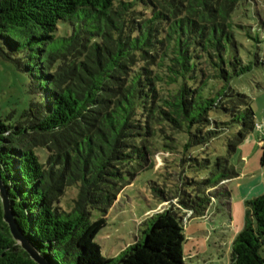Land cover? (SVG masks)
I'll use <instances>...</instances> for the list:
<instances>
[{"label": "trees", "instance_id": "obj_1", "mask_svg": "<svg viewBox=\"0 0 264 264\" xmlns=\"http://www.w3.org/2000/svg\"><path fill=\"white\" fill-rule=\"evenodd\" d=\"M0 58L28 95L18 113H0V178L39 254L49 264H185L180 211L204 216L219 197L229 205L224 183L238 174L229 157L255 129L249 97L230 85L264 65L251 0H0ZM168 151L181 154L182 184L170 196L151 184L176 206L147 216L134 243L104 258L94 239L106 221L92 211L105 215ZM0 264H38L10 234L1 200ZM228 264H264V193L245 202Z\"/></svg>", "mask_w": 264, "mask_h": 264}, {"label": "rangeland", "instance_id": "obj_2", "mask_svg": "<svg viewBox=\"0 0 264 264\" xmlns=\"http://www.w3.org/2000/svg\"><path fill=\"white\" fill-rule=\"evenodd\" d=\"M251 3L254 12L258 14L261 21H264V0H251ZM236 20L245 22L240 18ZM262 52L261 55H263ZM243 59L246 63L254 61L253 55L245 56ZM25 83V77L9 62L0 58V113L2 115L10 111L18 113L26 107L28 95L25 93ZM230 85L249 97L255 123H260L261 129L255 128L238 146L237 151L229 157L230 165H233L238 173L224 183V187L230 193V198L227 200L229 204L231 203L230 211L225 205L226 199L222 197L215 199V205L211 203L204 216L192 217L189 211H180L183 216L186 239L183 245L185 264H228L231 250L230 238L233 233H238L237 231H240L244 224V198L254 185L258 184L259 187L264 180V164L261 166L264 162V147L258 144L257 139L259 134L264 137V65L254 64L249 72L232 78ZM250 136L253 141L252 139L250 141ZM215 145L221 154H226L221 139L215 141ZM36 151L40 159L44 160L45 150L37 148ZM180 156V153L169 151L156 153L153 169L142 171L129 180L105 215L99 210L92 211V220L104 217L106 221V225L100 229L94 239L104 258L117 257L124 248L134 243L141 236L143 228L141 223L147 216L170 204L176 206V198L166 202L160 200L158 191L152 187L151 183H158L167 189L169 196L174 194V189L182 184V168L178 165ZM242 156H247L248 164ZM76 195L77 187H68L60 198V205L65 210L71 209ZM209 211L211 213L207 215Z\"/></svg>", "mask_w": 264, "mask_h": 264}, {"label": "water", "instance_id": "obj_3", "mask_svg": "<svg viewBox=\"0 0 264 264\" xmlns=\"http://www.w3.org/2000/svg\"><path fill=\"white\" fill-rule=\"evenodd\" d=\"M0 200L2 204V217L4 222L8 225L9 232L13 239L24 249L29 256L38 264H49L42 255L32 246V244L24 237L18 224L16 223L13 213L11 211L8 194L3 186L0 178Z\"/></svg>", "mask_w": 264, "mask_h": 264}, {"label": "crops", "instance_id": "obj_4", "mask_svg": "<svg viewBox=\"0 0 264 264\" xmlns=\"http://www.w3.org/2000/svg\"><path fill=\"white\" fill-rule=\"evenodd\" d=\"M260 135V134H259ZM257 136V139H258V144H260V142H261V140H262V138H264V137H261V136ZM251 139H252V141H253V138H252V136H250V141H251ZM243 157V156H242ZM244 158V160H247V163L246 164H248V159H247V156L245 157H243ZM264 164V162H262L261 163V166ZM263 191H264V180H262V183L261 184H259V187H258V184L257 185H254V187L252 188V189H250V191L248 192V194H247V197L245 196V198H244V202H246L247 200H250V199H252V198H254V197H256V196H259V195H261L262 193H263ZM231 201V200H230ZM213 205H215L214 203H213ZM228 210L230 211V208H232L231 207V203L228 205ZM244 208H245V206H244ZM210 211H211V209H210ZM208 212V214L207 215H209L211 212ZM244 211H245V209H244ZM244 219V218H243ZM233 226H234V223H233ZM242 229V228H241ZM240 229V230H241ZM237 232H239V231H237ZM237 233H233L232 234V236H231V238H230V241L232 242V240H233V238H234V236L236 235Z\"/></svg>", "mask_w": 264, "mask_h": 264}, {"label": "built area", "instance_id": "obj_5", "mask_svg": "<svg viewBox=\"0 0 264 264\" xmlns=\"http://www.w3.org/2000/svg\"><path fill=\"white\" fill-rule=\"evenodd\" d=\"M255 128L257 129H261V124L260 123H256L255 124ZM260 145L264 147V139L262 138ZM189 213L191 214V211H189Z\"/></svg>", "mask_w": 264, "mask_h": 264}]
</instances>
